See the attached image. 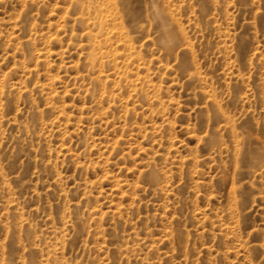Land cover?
Wrapping results in <instances>:
<instances>
[{
	"label": "rangeland",
	"instance_id": "rangeland-1",
	"mask_svg": "<svg viewBox=\"0 0 264 264\" xmlns=\"http://www.w3.org/2000/svg\"><path fill=\"white\" fill-rule=\"evenodd\" d=\"M0 264H264V0H0Z\"/></svg>",
	"mask_w": 264,
	"mask_h": 264
}]
</instances>
